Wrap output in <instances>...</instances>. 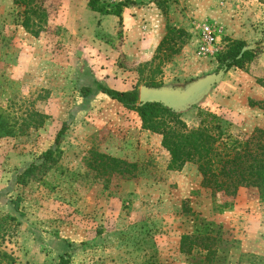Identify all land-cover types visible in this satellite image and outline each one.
Returning a JSON list of instances; mask_svg holds the SVG:
<instances>
[{"label": "rangeland", "instance_id": "1", "mask_svg": "<svg viewBox=\"0 0 264 264\" xmlns=\"http://www.w3.org/2000/svg\"><path fill=\"white\" fill-rule=\"evenodd\" d=\"M119 1L97 4L110 11ZM131 1L119 25L89 0H33L34 12L0 0V110L16 127L0 138V216L14 218L1 247L15 264H57L61 255L71 264H189L180 238L204 221L221 227L224 264H264L257 189L226 195L202 187L193 164L167 169L161 136L99 90L183 86L215 73L218 53L241 40L254 59L179 113L191 128L199 111L214 113L239 138L264 130V0ZM167 25L189 35L174 55L157 50ZM204 27L214 38L208 54L199 51ZM63 124L56 161L24 177Z\"/></svg>", "mask_w": 264, "mask_h": 264}, {"label": "trees", "instance_id": "2", "mask_svg": "<svg viewBox=\"0 0 264 264\" xmlns=\"http://www.w3.org/2000/svg\"><path fill=\"white\" fill-rule=\"evenodd\" d=\"M99 0H89V7L97 13L113 15L121 24L122 9L134 2L131 0L119 1L113 10L107 11L97 3ZM17 5H24V12H34L33 0H13ZM166 15V11L163 10ZM30 30L28 19L22 22ZM36 34L37 31H32ZM188 33L182 28L166 26V33L158 44L157 50H164L168 55H174L186 43ZM247 46L241 40H233L216 56L217 70L232 67L245 68L255 56V49L245 50ZM149 87L159 85L150 82ZM99 90L128 109L134 110L140 120L141 128L161 136V145L168 151L170 158L167 169L181 170L185 164L196 166L201 176V186L214 192H223L234 195L241 187H254L261 197H264V130L255 129L246 138H239L221 129L217 115L209 111L198 112L200 124L197 127H188L175 112L160 103H139L137 87L129 90H115L100 86ZM92 91L87 88L84 95ZM253 104V103H251ZM67 130L63 124L55 137V148L47 149L40 156L38 165L31 164L23 172L28 178L35 174L36 169L47 170L55 161L62 135ZM16 127L9 116L0 110V138L12 137ZM113 164L122 163L116 159H109ZM126 166L134 165L126 164ZM123 168L118 169L123 174ZM130 172V170H126ZM10 220L13 217L0 216V264H15V257L1 247L9 230ZM221 227L213 223L202 221L197 223L193 234L182 235L180 238V252L190 257L189 264H224L227 242L222 240ZM57 264H71L68 256H60Z\"/></svg>", "mask_w": 264, "mask_h": 264}, {"label": "water", "instance_id": "3", "mask_svg": "<svg viewBox=\"0 0 264 264\" xmlns=\"http://www.w3.org/2000/svg\"><path fill=\"white\" fill-rule=\"evenodd\" d=\"M254 49L253 47L245 46L241 52L245 50ZM226 72L223 67L213 74L200 77L192 80L189 83L180 86H160V87H147L142 86L139 88V103H160L163 106L175 111L181 112L191 105L197 103L203 98L204 95L211 89L212 86L217 84Z\"/></svg>", "mask_w": 264, "mask_h": 264}, {"label": "built area", "instance_id": "4", "mask_svg": "<svg viewBox=\"0 0 264 264\" xmlns=\"http://www.w3.org/2000/svg\"><path fill=\"white\" fill-rule=\"evenodd\" d=\"M202 38L199 44V51L202 54H208L213 50L214 38L209 27H204L202 30Z\"/></svg>", "mask_w": 264, "mask_h": 264}]
</instances>
